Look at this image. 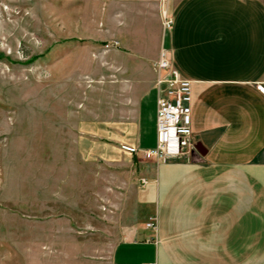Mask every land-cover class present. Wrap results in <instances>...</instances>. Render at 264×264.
<instances>
[{"label": "crops", "instance_id": "0c3cea01", "mask_svg": "<svg viewBox=\"0 0 264 264\" xmlns=\"http://www.w3.org/2000/svg\"><path fill=\"white\" fill-rule=\"evenodd\" d=\"M132 13L114 32L126 83L110 117L88 126L103 155L133 157L139 174L110 263L264 264V0H134ZM163 50L192 81V146L156 160L141 150L157 143Z\"/></svg>", "mask_w": 264, "mask_h": 264}, {"label": "rangeland", "instance_id": "374dc122", "mask_svg": "<svg viewBox=\"0 0 264 264\" xmlns=\"http://www.w3.org/2000/svg\"><path fill=\"white\" fill-rule=\"evenodd\" d=\"M133 2L0 0V264H111L139 174L88 126L126 83Z\"/></svg>", "mask_w": 264, "mask_h": 264}, {"label": "built area", "instance_id": "2783aa9c", "mask_svg": "<svg viewBox=\"0 0 264 264\" xmlns=\"http://www.w3.org/2000/svg\"><path fill=\"white\" fill-rule=\"evenodd\" d=\"M172 24V16L164 12L165 27L169 29ZM118 44L115 42L113 46ZM156 69L159 72L156 80L157 143L153 148L141 150V154L147 159L165 160L185 154L192 146V81L173 65L168 51L161 52ZM258 88L264 92V85L260 84ZM121 148L128 153H140L134 145L122 144ZM154 226L153 222L148 223V227Z\"/></svg>", "mask_w": 264, "mask_h": 264}]
</instances>
